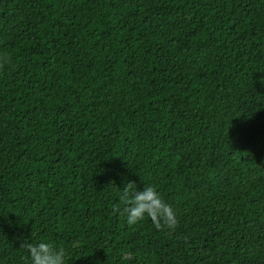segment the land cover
Here are the masks:
<instances>
[{
    "label": "trees",
    "instance_id": "obj_1",
    "mask_svg": "<svg viewBox=\"0 0 264 264\" xmlns=\"http://www.w3.org/2000/svg\"><path fill=\"white\" fill-rule=\"evenodd\" d=\"M122 177L176 227L127 224ZM25 239L264 264V0H0V264Z\"/></svg>",
    "mask_w": 264,
    "mask_h": 264
},
{
    "label": "clouds",
    "instance_id": "obj_2",
    "mask_svg": "<svg viewBox=\"0 0 264 264\" xmlns=\"http://www.w3.org/2000/svg\"><path fill=\"white\" fill-rule=\"evenodd\" d=\"M121 183L120 197L125 204L123 213L127 224L134 225L148 218L157 229L176 227L178 220L172 205L155 186L143 184L142 188H137L136 182L127 177H122ZM21 244L27 249L28 264H68L70 257L63 246H54L45 240L33 243L27 239Z\"/></svg>",
    "mask_w": 264,
    "mask_h": 264
}]
</instances>
